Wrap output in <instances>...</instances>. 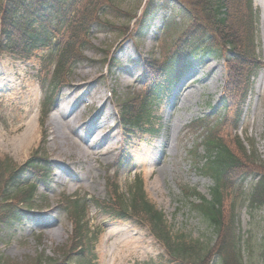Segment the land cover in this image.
I'll return each instance as SVG.
<instances>
[{
    "label": "rangeland",
    "instance_id": "1",
    "mask_svg": "<svg viewBox=\"0 0 264 264\" xmlns=\"http://www.w3.org/2000/svg\"><path fill=\"white\" fill-rule=\"evenodd\" d=\"M143 1L113 0L111 6L108 0H95L101 22L87 36L80 35L75 57L67 60L56 87H50L51 76L61 50L68 46L66 22L60 26L59 47L39 51L29 62L0 54V162L13 170L33 156H46L53 173L50 186L28 177L32 181L26 186L37 184L30 202L33 211L25 206L22 221L0 222V264H53L65 259L83 264L93 258L92 264H171L147 223L114 216L115 210L120 211L118 205L130 201L136 180L143 181L147 199L163 214L174 238L211 249L203 264H226L227 256L215 253L228 240L227 228L228 234L233 231L240 239L238 251L245 264H264V208L249 204L254 180L238 179L224 190L225 229L220 238L196 210L200 196L210 199L215 186L197 170V157L205 154V130L195 122L211 117L220 98L228 95V62L218 56L195 61L190 78L169 98L157 101L141 127H126L122 121L124 104L136 105L145 97V61H163L194 22L192 10L176 3L171 11L160 13L148 30L137 33ZM78 7L72 14L67 11L69 22ZM253 10L260 74L264 72L263 1L254 0ZM256 81L245 103L229 110L228 126L222 130L227 141L230 134L242 138L252 171L264 167V80L259 93ZM238 100L235 97L234 104ZM237 118L236 133L232 122ZM30 124L35 139L23 152ZM73 199L87 203L82 222L73 216ZM109 202L112 211L102 207ZM128 232L138 240L135 248L122 249L109 241L113 234L123 239ZM81 233L83 261L77 254Z\"/></svg>",
    "mask_w": 264,
    "mask_h": 264
},
{
    "label": "trees",
    "instance_id": "2",
    "mask_svg": "<svg viewBox=\"0 0 264 264\" xmlns=\"http://www.w3.org/2000/svg\"><path fill=\"white\" fill-rule=\"evenodd\" d=\"M195 1L196 4L183 0H146L136 21L137 33L146 30L160 11L170 9L174 3H179L183 9L190 10L189 12L192 10L194 22L190 30L185 31L186 33L174 42L172 50L163 61L153 59L145 61L143 70L145 97L136 105L124 104L126 108L122 121L129 127H141L144 118H149L154 104L170 95L180 81L190 73L195 61L218 56L228 62L231 78L228 95L225 100L221 98L219 107L215 108L211 117L195 122L199 128L205 130L203 136L205 154L199 156L197 170L215 185L211 199L200 197L197 209L203 221L214 229L220 238L225 229L224 190L234 185L238 179L244 183L248 177L254 180L250 205L264 208V167L262 166V170L259 171L249 170L247 160L250 159V154L242 139L237 134H230L229 141L222 136V130L228 126L227 113L232 108L238 109L245 101L252 79L259 71L260 58L255 44L253 0ZM108 4L112 6L113 0H108ZM77 5H79L77 12L69 22L65 15L67 11L72 14ZM194 6L197 7L196 10ZM97 9L95 0H0V54L27 62L36 51L59 47L60 26L66 22V28L69 30L66 40L68 46L65 51L61 50L51 76L50 87H56L67 69V60L75 57L74 49L80 35L87 36L88 30L101 22ZM226 77H229L228 73ZM45 88L43 83L42 89ZM235 97H239L238 104H234ZM238 121L239 118L233 121L232 131L238 128ZM46 158L33 156L20 167L10 169L11 171L5 161L0 162V222L9 224L22 220L23 207L28 208L30 202H33L37 188L36 183L33 186H26L32 181L30 177L34 176L36 182L50 186L52 171ZM3 173L8 174L3 176ZM134 183V188L129 191L130 201L118 205L120 211L115 210L114 216L120 219L136 217L147 223L156 240L164 247L171 264H203L208 259L211 249L209 251L202 248L199 242L174 238L163 214L147 199L143 181L136 180ZM119 192L117 189L116 193ZM70 202L75 220L82 222L87 203L77 199ZM111 205L112 202H109L102 207L112 211ZM229 231L227 228L228 240L221 243L219 251L215 254L223 253L227 256L226 264H245L238 251L240 239L236 238L233 231L228 234ZM83 234L79 236L77 247L81 261L84 260V244L81 240ZM262 243L264 247V235ZM216 256L218 255L214 257ZM95 259L89 260L88 264H92ZM85 263L87 261L83 264ZM53 264L69 263L65 259L61 263Z\"/></svg>",
    "mask_w": 264,
    "mask_h": 264
},
{
    "label": "bare ground",
    "instance_id": "3",
    "mask_svg": "<svg viewBox=\"0 0 264 264\" xmlns=\"http://www.w3.org/2000/svg\"><path fill=\"white\" fill-rule=\"evenodd\" d=\"M263 0H259V2H262ZM264 80V72H261L258 79H257V92L259 93V91L261 90V86H262V82ZM70 102H68V99L66 100V107H70ZM35 139V127L33 124L29 125L28 128V133L26 136V144H24L23 147V152H26L28 150V147L31 145L32 140L34 141ZM113 234V233H112ZM126 236L123 239H120L118 237V235L113 234L109 237V241L110 240H114L115 242H118V246L122 249H131L132 247L135 248V243L138 241L137 239H134L133 236H130V233H124Z\"/></svg>",
    "mask_w": 264,
    "mask_h": 264
}]
</instances>
